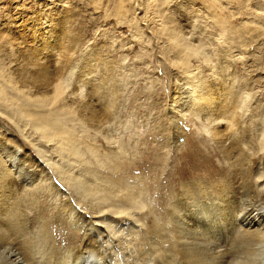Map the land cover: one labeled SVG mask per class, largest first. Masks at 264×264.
I'll list each match as a JSON object with an SVG mask.
<instances>
[{
	"label": "rangeland",
	"instance_id": "obj_1",
	"mask_svg": "<svg viewBox=\"0 0 264 264\" xmlns=\"http://www.w3.org/2000/svg\"><path fill=\"white\" fill-rule=\"evenodd\" d=\"M14 61L68 62V86L84 100L91 80L109 83L107 100L103 86L95 89L115 124L109 136L88 126L85 162L144 189L156 214L176 203L184 186L234 184L226 158L232 149L214 141L218 122L219 135L228 126L237 143L251 147L248 169L259 172L264 0H0V63ZM212 99L222 102L224 117L210 119ZM0 126L7 127L2 120Z\"/></svg>",
	"mask_w": 264,
	"mask_h": 264
},
{
	"label": "bare ground",
	"instance_id": "obj_2",
	"mask_svg": "<svg viewBox=\"0 0 264 264\" xmlns=\"http://www.w3.org/2000/svg\"><path fill=\"white\" fill-rule=\"evenodd\" d=\"M65 46L62 39L58 47ZM4 64L0 264H264V158L252 173L251 147L237 143L228 126L219 135L220 123L214 124L213 137L232 149L226 158L234 184L184 186L182 197L156 214L144 189L117 183L85 162L81 146L88 126L109 136L115 124L106 113L111 106H100L95 89L103 86L102 97L109 99L107 81L91 80L84 100L68 86L74 69L66 61ZM207 106L210 119L225 116L222 102L212 99Z\"/></svg>",
	"mask_w": 264,
	"mask_h": 264
}]
</instances>
